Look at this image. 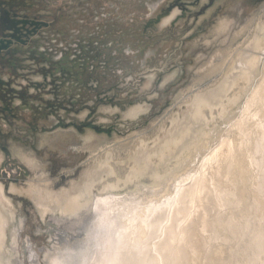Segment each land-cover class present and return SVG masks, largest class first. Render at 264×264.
I'll return each mask as SVG.
<instances>
[{"label": "rangeland", "instance_id": "obj_1", "mask_svg": "<svg viewBox=\"0 0 264 264\" xmlns=\"http://www.w3.org/2000/svg\"><path fill=\"white\" fill-rule=\"evenodd\" d=\"M0 7L47 23L26 44L0 53V182L15 209L18 261L45 264L58 238L81 231L72 234L70 221L52 213L42 219L30 186L67 189L103 149L124 155L138 135L168 123L191 94L220 78L208 66L243 41L235 33L264 1L184 0L169 13L162 0H0ZM226 18L232 26L217 34ZM60 42L69 49L61 57ZM9 61L17 64L9 68ZM136 103L147 114L126 119L123 111Z\"/></svg>", "mask_w": 264, "mask_h": 264}, {"label": "bare ground", "instance_id": "obj_2", "mask_svg": "<svg viewBox=\"0 0 264 264\" xmlns=\"http://www.w3.org/2000/svg\"><path fill=\"white\" fill-rule=\"evenodd\" d=\"M263 16L264 8L235 33L243 41L208 66L220 78L152 135H138L124 155L103 149L67 189L30 186L42 219L52 213L81 231L58 238L45 264H264ZM230 26L222 19L215 31ZM147 111L136 103L123 116ZM14 210L0 182V264H21Z\"/></svg>", "mask_w": 264, "mask_h": 264}, {"label": "flooded vegetation", "instance_id": "obj_3", "mask_svg": "<svg viewBox=\"0 0 264 264\" xmlns=\"http://www.w3.org/2000/svg\"><path fill=\"white\" fill-rule=\"evenodd\" d=\"M163 1L166 2L167 13L171 11V8L174 5L183 4L184 2V0ZM253 1L263 2L264 0ZM38 22L42 21L30 18L27 15L20 16L16 12L0 7V40L4 43H8V47L6 49L1 50V52L10 53L11 48L15 44H26L29 41V38L38 32L40 27L47 25V23L45 25H39ZM63 61V58L60 59L59 64H61V62ZM16 64L17 62H10L9 68H13Z\"/></svg>", "mask_w": 264, "mask_h": 264}, {"label": "built area", "instance_id": "obj_4", "mask_svg": "<svg viewBox=\"0 0 264 264\" xmlns=\"http://www.w3.org/2000/svg\"><path fill=\"white\" fill-rule=\"evenodd\" d=\"M162 2H163V0H162ZM75 31H78V30H75ZM61 44H59L60 46H58V53H59V57H61L62 56V54H63V52H64V50H69L68 48H67V45L66 44H64V43H62V42H60ZM57 49V48H56ZM55 49V50H56Z\"/></svg>", "mask_w": 264, "mask_h": 264}, {"label": "water", "instance_id": "obj_5", "mask_svg": "<svg viewBox=\"0 0 264 264\" xmlns=\"http://www.w3.org/2000/svg\"><path fill=\"white\" fill-rule=\"evenodd\" d=\"M39 25H45L46 23L44 22H38ZM8 47V43H4L3 41L0 40V52L3 49H6Z\"/></svg>", "mask_w": 264, "mask_h": 264}]
</instances>
